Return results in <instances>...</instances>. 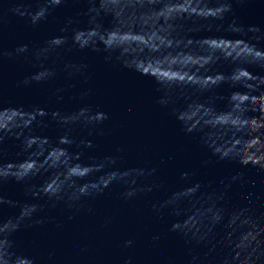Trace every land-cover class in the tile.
Here are the masks:
<instances>
[{"label": "water", "instance_id": "1", "mask_svg": "<svg viewBox=\"0 0 264 264\" xmlns=\"http://www.w3.org/2000/svg\"><path fill=\"white\" fill-rule=\"evenodd\" d=\"M6 2L0 0V48L5 51H13L21 44H28L30 48L38 46L48 37L59 35L68 20L73 22L69 27H90L85 15L89 0H64L47 21L36 28L8 14L3 7ZM168 2L119 0V3H113L106 0V6L117 12V22L122 30L143 37L138 43L124 45L126 55L147 60L145 66L154 77L128 69L114 57L106 60L107 53L102 45L100 51L73 49L64 54L66 60L87 65L86 78L65 80L61 75L50 84L18 86L19 81L30 75L31 67L19 60L0 59V108L22 106L30 110L33 106H40L49 111L60 109L67 112L87 104L94 110L103 111L109 117L100 126L104 134L88 137L94 148L85 149L79 157L80 162L114 155L115 150L121 148L119 164L122 168H156L155 175L144 183L162 185L159 190L141 192L126 201L121 195L124 186L114 183L103 193L84 199L71 208L64 203L53 207L41 200L45 210L39 215L45 216L46 222L25 226L13 237L16 250L37 257L39 264H124L128 258L133 264H185V242L169 230L174 220L183 217H174L167 209L163 214L153 211L154 204L159 205L184 184L180 179L184 172L190 173L189 183H200L205 191L219 188L227 177L241 173L243 181L232 185L231 198L218 204L217 238L243 247L249 243L264 247V170L218 159L202 144L201 132H186L172 114L171 107L157 102L162 95L158 91L157 81H160L179 85L186 94L202 103L211 101L218 112L227 111V98L234 91L229 84H221L200 94L194 92L195 84L188 77L192 75L193 81H197L203 74L197 62L203 64L206 60L213 61L214 71L229 75L235 67L233 58L238 51L228 41L240 37L192 12L172 18L157 15ZM122 7L125 12L121 15ZM233 15L243 25L264 27V3L259 0H244L243 3L233 0ZM230 20L231 16L225 25ZM99 22L104 28L110 29L113 25L110 15L101 16ZM51 62L56 63L55 59ZM249 71L264 75L255 68H249ZM198 82L203 85V80ZM57 87L66 89L60 102H56L52 94ZM86 90H90V94L80 100V93ZM183 105L184 100H178L177 106ZM10 119L15 121L16 117L10 112H0V122L7 124ZM47 122L48 126L41 124L36 134L48 138L45 147L54 148L62 133L54 122ZM73 135L80 138L86 132L76 129ZM19 151L20 141L6 138L0 144V165L22 158L17 156ZM48 155L45 152L40 160L44 161ZM64 163H75V160H65ZM50 174L55 175V170ZM42 179L29 183L38 184ZM89 179H95V176ZM249 192L255 193L259 199L251 202L247 197ZM0 197L20 203L30 199L25 195V184L12 179L0 181ZM193 210L190 221L195 223L202 213L194 206L190 211ZM17 212L18 208L7 204L0 206V217L6 218ZM153 237L159 238L154 240ZM129 239L134 243L125 247L124 242ZM49 252L53 253L50 260Z\"/></svg>", "mask_w": 264, "mask_h": 264}, {"label": "clouds", "instance_id": "2", "mask_svg": "<svg viewBox=\"0 0 264 264\" xmlns=\"http://www.w3.org/2000/svg\"><path fill=\"white\" fill-rule=\"evenodd\" d=\"M112 2L119 3V0ZM239 2L243 3L244 0ZM259 2L264 3V0ZM63 3L64 0H7L3 7L8 14L36 28L46 22L52 11ZM124 12L122 7L120 14ZM189 12L205 21L222 25L240 37L228 41L238 51V55L233 58L235 67L229 75L214 71L213 61L206 60L203 64L197 62L203 73L198 80H203V85L198 80L193 81L192 75L188 77L195 84L192 88L194 92L200 94L221 84H229L234 91L227 98L228 110L218 112L212 107L211 101L202 103L186 94L179 85L165 84L155 79L159 84L158 91L162 92L157 102L161 106L171 107L172 114L183 124L186 132H201L202 144L218 159L264 170V75H254L249 71V68H255L264 73V47H261L264 45V27L241 24L233 15V0H169L156 14L172 18ZM85 15L88 16V28L69 27L73 22L68 20L59 35L48 37L38 46L30 48L28 44H21L13 51L0 48V59L7 57L19 60L32 69L30 75L18 82V86L50 84L61 75L65 80L85 77L87 65L66 60L64 54L73 49L100 51L101 45L107 53L106 60L110 61L114 57L124 67L154 77L149 67L145 66L147 60L133 59L126 55L124 45L129 42L138 43L143 37L122 30L117 22V12L106 6V0H89ZM109 15L113 19L110 29L104 28L99 22L101 16ZM230 16L231 20L225 25ZM205 39L214 41L216 38ZM53 59L55 64L51 62ZM65 91L64 87L54 89L52 94L56 102L63 100L62 93ZM89 94L90 90L83 91L79 99L84 100ZM180 99L184 100L182 107L177 106ZM0 112H10L16 117L15 121L10 119L7 124L0 122V144L9 137L20 141L17 156L22 157L0 165V181L12 179L24 183L25 195L30 198L20 203L0 197V206L7 204L18 208L15 215L0 217V264H39L37 257L16 250L13 237L25 226L46 222L47 218L39 215L45 210L41 200L53 207L64 203L71 208L84 199L103 193L114 183L124 186L121 195L126 201L141 192H151L162 187L160 184L144 183L155 175L156 168H122L119 164L123 152L121 148H117L114 155L80 162L79 157L84 150L94 148L92 139L88 137L104 134L100 126L109 117L103 111L94 110L85 104L67 112L60 109L49 111L40 106H33L30 110L22 106L4 107L0 108ZM48 120L54 122L62 133L57 137L54 148L45 147L48 138L36 134L41 124L48 126ZM76 129L86 132V135L75 137L73 132ZM45 152L49 155L41 161L40 156ZM65 160H75V163L66 164ZM51 170H55V175L50 174ZM93 176L95 179H89ZM37 178H43L42 182L29 183ZM180 179L184 184L159 205L154 204L153 211L163 214L167 209L170 215L183 217L174 220L169 230L177 233L185 242V264H264V247L253 243L243 247L235 242L221 241L215 231L220 218L218 204L231 198L232 185L241 183L243 175L237 172L223 180L219 188L212 187L206 191L202 190L200 183H189L190 173H181ZM247 197L251 202L259 199L253 192L247 193ZM193 206L202 213L195 223L190 221L194 215V210L190 211ZM158 238L153 237L154 240ZM133 243L129 239L124 242V246L131 247ZM52 256L53 253L49 252V260ZM124 264H133V261L128 258Z\"/></svg>", "mask_w": 264, "mask_h": 264}]
</instances>
